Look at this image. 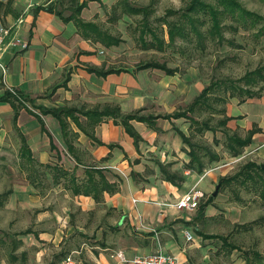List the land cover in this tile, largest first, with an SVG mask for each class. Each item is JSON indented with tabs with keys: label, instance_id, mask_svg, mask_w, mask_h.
Instances as JSON below:
<instances>
[{
	"label": "crops",
	"instance_id": "obj_1",
	"mask_svg": "<svg viewBox=\"0 0 264 264\" xmlns=\"http://www.w3.org/2000/svg\"><path fill=\"white\" fill-rule=\"evenodd\" d=\"M52 1L0 0V25H9L22 17L17 37L26 44L25 48L9 47L1 56L7 72L5 82L1 81L0 72V97L8 93V87L13 88L19 95L34 101L35 109L17 106L14 120L11 103L0 100V132L6 134L14 127L19 138L23 137L34 161L47 167L50 182L42 189V183L38 181L6 191L8 195L1 208L7 206L25 213L33 210V213L26 230L6 231L7 241L0 237V247L8 250L2 260L4 264L6 261L9 264H62L66 258H72L75 264H130L121 261L116 253L121 252L130 259L152 254L159 247L174 255L178 264L264 263V252L240 251L236 237L241 233H234L239 231L238 228L250 230L254 222L246 224L238 219H227V215L222 217L218 199L212 200V194L192 212L178 211L170 206L191 188L203 196L223 178H219L218 170H205L206 165L222 160L221 155L210 147L205 148L216 154L218 160L208 163V157H203V173L188 169L189 147L177 133L180 131L191 140L193 135L214 134L212 125V131L195 134L190 122L184 118H158L152 127L132 120L130 124L139 137L135 144L124 128L114 124L112 119L105 118L91 126L83 115L93 108L101 110L107 106L118 107L121 114L139 111L141 116L171 115L178 111L172 92L154 93L158 91L156 86H150L151 81L140 76L145 71H152L172 80L177 71L166 75L162 70H137L136 66L129 72L113 62H105L104 52L116 49L121 42L107 48L83 38L73 21H63L44 10ZM95 2L105 4L102 0L88 1L86 6ZM86 6L81 10L80 18L94 22L85 19ZM91 69L115 72L98 75ZM11 99L16 105L20 104L14 97ZM260 100H264V93L246 103L237 101L240 111H235L229 103L228 114L225 113L232 118L226 124L228 130L229 123L242 120V116L246 115L244 118L250 121L243 127L236 123L244 128L243 134L237 130L232 132L240 136L253 127L260 130L242 149L253 152L252 156H264V101L260 103ZM158 106L162 113L154 112ZM40 107L73 109L78 123L70 116L63 118L66 124L63 132L53 114L42 113ZM253 118L261 119V124ZM180 119L189 124L178 127ZM85 130L93 134L94 141ZM217 130L221 132V128ZM213 143L219 144L214 136ZM221 143L224 147V136ZM196 144L203 146L199 142ZM225 151L228 152L226 148ZM54 167L64 170L65 176L55 178ZM90 167L99 169L104 182L111 185L110 190L100 189L96 198L93 193L73 192L74 187L86 182ZM108 167L120 168L123 175L108 171ZM163 171L175 175L176 184L165 181ZM94 179L99 180L98 174H94ZM185 231L190 233V241H186ZM50 246L62 251L49 258L47 249ZM18 249L20 251L16 253Z\"/></svg>",
	"mask_w": 264,
	"mask_h": 264
},
{
	"label": "rangeland",
	"instance_id": "obj_2",
	"mask_svg": "<svg viewBox=\"0 0 264 264\" xmlns=\"http://www.w3.org/2000/svg\"><path fill=\"white\" fill-rule=\"evenodd\" d=\"M81 0H78V3ZM101 2L91 4L90 7L86 6L85 19L89 18L94 20L102 29L109 33L119 36L122 41L116 49H110L104 52V61L109 64L112 63L124 69L125 71L133 72L135 67L141 63L156 61L165 63L167 67L176 69V75L172 80L162 77L160 72L145 71L142 74L145 80L151 81L149 84L153 87L156 86L157 90L163 94L169 90L175 97V109L183 111L191 103L193 97L203 87L210 84L211 81L218 79H238L247 71L253 70L256 67L264 66V33L259 35L258 29L264 25V21L250 30H244L238 26L236 31L230 28H223L222 35L224 41L219 44L215 41L205 39L204 48L200 49L195 43V40L182 41L176 40L175 44L170 47H165L163 51L154 49H142L136 41L137 31L136 26L139 22L140 16L127 15L121 12V0H102ZM119 1V4H117ZM123 1V0H122ZM132 6L142 7L150 5L152 13L149 17L151 26L156 27L160 36L166 39V27L162 22L156 21L161 18L168 9L183 10L190 0H126ZM244 8L264 17V1L261 0H239ZM116 6V8H115ZM52 7L55 11L62 12L63 15L70 13L69 0H53ZM111 7V8H110ZM175 17H168L167 21H171ZM206 20V17H203ZM222 25L237 26L229 18L222 20ZM208 28V23L200 26V30L205 31ZM153 81V82H152ZM165 83V84H164ZM160 87V90L159 88ZM160 97V96H158ZM157 100L158 98L155 97ZM236 98L229 99L226 105L217 103L214 106L218 109L225 108L224 112L228 114L227 107L231 103V107L235 111H240L239 105L236 104ZM250 99L245 100V103ZM261 101L264 100H260ZM21 105L26 104L28 110L34 111L32 103L34 101H25L22 98ZM158 103V102H157ZM225 106V107H224ZM154 109L155 113H162L161 108ZM234 113V112H233ZM238 113V112H237ZM235 114V113H234ZM193 116L199 120L210 121V125L215 128V133L205 132L202 136H191L192 142H199L203 147H210L217 151L222 160L216 164L206 165L208 170L217 171L219 178L230 177L238 173L242 167L252 161L264 163V156H252L253 152L242 150V152L232 157L225 148L222 146L223 135L217 130V121L221 118L219 113H212L208 109L198 110L193 113ZM233 121L229 123L230 131L237 130L239 134H243L245 124L248 126L250 121L248 118ZM257 124H261V119L253 118ZM236 123L242 125L238 126ZM248 123V124H247ZM188 121L180 119L177 123L178 127H186ZM264 126V124H262ZM188 132V130H187ZM189 134V132L187 133ZM213 136L219 144L213 143ZM21 142L17 130L13 127L8 133L0 132V194L6 191L10 192L14 189L28 185L29 180L42 183L41 189L45 185H50L47 176V168L38 165V163H31V168L28 167L27 160L21 156ZM206 161V158H204ZM108 171H114L123 175L122 170L117 167L107 168ZM203 173V172H202ZM216 173V172H215ZM41 177L43 179L41 180ZM222 175V176H221ZM264 178V174H261ZM29 178V179H28ZM241 177H237L234 181L224 185L221 190H217L216 196L212 200L218 199L220 205L221 216L227 215V219L234 218L243 223H251L250 230L234 231L240 234L236 237L237 243L240 245V251H259L264 252V200L259 196L260 185L253 186L250 181L240 182ZM218 182V180H217ZM217 184V183H216ZM214 187L208 188V191L199 200V205L203 204L214 191ZM29 186V185H28ZM39 187V188H40ZM200 192V191H199ZM208 201V200H207ZM222 202L224 204H222ZM198 205V207H199ZM31 212H16L10 210L7 206L0 207V237L8 240V234L16 231H24L27 229L28 221L32 217ZM226 221V220H223ZM12 224V225H11ZM220 224L228 225L227 223L220 222ZM234 228V227H233ZM232 228V229H233ZM7 231V233H6ZM20 235V233H19ZM8 251L5 247H0V264H4V255ZM19 249L18 252L19 253ZM59 248L53 246L48 247L47 253L49 258L54 255H59ZM55 259V258H54ZM6 261V260H5ZM7 263V261L5 262ZM21 264V263H14ZM264 264V263H262Z\"/></svg>",
	"mask_w": 264,
	"mask_h": 264
},
{
	"label": "trees",
	"instance_id": "obj_3",
	"mask_svg": "<svg viewBox=\"0 0 264 264\" xmlns=\"http://www.w3.org/2000/svg\"><path fill=\"white\" fill-rule=\"evenodd\" d=\"M88 1L100 0H82L81 3H78V0H69L70 13L65 16L62 14V12L55 11L53 9V1L50 2L48 6L44 8V10L55 14L63 21H73L80 35L85 39L98 42L107 48L118 45L121 42L119 36L109 33L94 22H86L80 18V12L86 6ZM120 5L121 12L123 14L140 16L139 22L136 26V41L139 43L140 48L145 50L154 49L157 51H163L165 47L173 46L176 40L191 41L193 39L195 40L196 45L201 47L200 49H203V41H205V39L221 44L224 41L222 32L223 28L225 27L230 28L233 31H236L238 26L244 30H250L255 28L258 23L264 21V17L244 8L239 0H190L188 5L183 10L176 11L168 9L161 18L156 19V21L162 22L166 27L165 39L163 35L160 36L156 27L151 26L149 17L152 13V9L150 5L142 7L132 6L128 4L126 0L121 1ZM170 16L175 18L171 21H167V18ZM203 17H206V20L203 19ZM225 18H229L231 21L235 22L237 26L222 25V20ZM205 23H208V28L205 31L200 30V26H203ZM257 33L259 35L264 33V25L258 29ZM136 69H158L162 70L166 75H173L176 72V69L169 68L165 63H159L156 61L141 63L137 65ZM90 71L95 72L98 75H106L115 72L111 69L107 70L106 72H98L94 69H91ZM262 93H264V66H259L253 70L245 72L243 76L235 80L225 78L211 81L209 85L200 91V93L194 98L187 109L184 111H176L171 115L156 117L151 115L141 116L139 115V111L129 114H121L118 107L110 106L104 107L101 110L93 108L83 113V115L87 118L88 124L91 126L102 122L105 118L112 119L114 124H119L124 128L125 132L133 138V141L136 144V142L139 140V137L130 124V121L132 120L143 122L152 127L158 118H184L190 122V125L194 131L193 133L201 134L203 131L213 130V127L210 125V121L197 120L191 115L198 110L208 109L212 113H219L221 115V118L217 121V127L221 128V132L224 136V147L233 157H235L241 153L245 146H248L251 143L253 134L260 132V130L253 127L251 130L246 131L243 136H240L236 132L230 133L226 127V124L232 118L225 116L223 107L218 109L214 105H217V103L220 105H225L231 98H236L239 102H244L247 99L259 98ZM20 96L25 101H31L30 99L25 98L23 95ZM11 97L12 95L6 92L4 96L0 97V100L11 103L15 111L13 115V119L15 120L17 117V106L22 108L26 107L21 105V103L16 105ZM40 110L42 113H52L53 116L59 121L63 132L66 130V124L63 118L70 116L74 122L78 123L77 118L72 113L73 109H45L40 107ZM85 133L91 139H93V141L95 140L92 133L86 130ZM177 133L181 137L182 142L189 147V162L187 164L188 169H193L197 173H201L205 166L202 160L203 157H208V163L218 160L216 154H212L209 149L192 142L190 140V136H186L180 131H177ZM20 142L21 156L27 160L28 167L31 168V163H34L35 161L31 157V153L26 146L23 137L21 136ZM109 147L111 148L113 146L110 145ZM38 165L47 168L45 165ZM52 171L55 178L61 175L65 176L66 174L64 170L58 167L52 168ZM87 173L86 182L73 188V192L75 194L89 195L90 193H93V196L96 198L100 189L110 190L111 185L104 182L99 169L90 167ZM94 174H98L99 180L94 179ZM261 174H264V167L253 162H249L245 164L235 175L221 178L218 182V190H221L224 185L231 183L239 176L242 178L240 181L242 183L245 181H250L253 186L261 184L259 196L262 198V200H264V178H262ZM163 178L165 181L176 184V176L173 174L163 171ZM73 180L74 177H72V181ZM29 181L34 183L32 180ZM7 195L8 192L0 194V206L3 204ZM211 199L212 197H210L209 200Z\"/></svg>",
	"mask_w": 264,
	"mask_h": 264
},
{
	"label": "built area",
	"instance_id": "obj_4",
	"mask_svg": "<svg viewBox=\"0 0 264 264\" xmlns=\"http://www.w3.org/2000/svg\"><path fill=\"white\" fill-rule=\"evenodd\" d=\"M23 22L22 17H19L13 23L9 25H0V72L2 74V82H5V75L7 72L5 64L1 61V56L9 47L25 48L26 44L22 43L17 37L18 29ZM8 93L12 95L18 102L22 101V97L13 89L8 87ZM202 197L201 192L195 188L189 189L180 198H178L172 206L178 211L192 212L197 209L199 200ZM186 241L192 239L190 233L185 231ZM121 261L130 264H178L177 259L170 253H165L159 247L158 250L152 254L144 256H135L130 259H126L121 252L116 253ZM62 264H75L72 258H66Z\"/></svg>",
	"mask_w": 264,
	"mask_h": 264
},
{
	"label": "water",
	"instance_id": "obj_5",
	"mask_svg": "<svg viewBox=\"0 0 264 264\" xmlns=\"http://www.w3.org/2000/svg\"><path fill=\"white\" fill-rule=\"evenodd\" d=\"M262 167H264V165H262ZM218 187H219L218 185L215 186V189H214V191L212 193V196H216Z\"/></svg>",
	"mask_w": 264,
	"mask_h": 264
}]
</instances>
